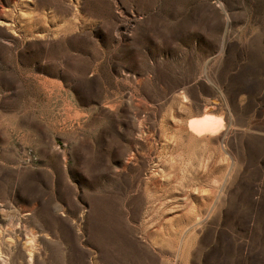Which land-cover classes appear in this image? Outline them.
<instances>
[{"label":"rangeland","instance_id":"374dc122","mask_svg":"<svg viewBox=\"0 0 264 264\" xmlns=\"http://www.w3.org/2000/svg\"><path fill=\"white\" fill-rule=\"evenodd\" d=\"M84 218L264 264V0H0V264H83Z\"/></svg>","mask_w":264,"mask_h":264},{"label":"crops","instance_id":"0c3cea01","mask_svg":"<svg viewBox=\"0 0 264 264\" xmlns=\"http://www.w3.org/2000/svg\"><path fill=\"white\" fill-rule=\"evenodd\" d=\"M142 223L141 218L127 219L124 229L118 230L101 223L88 227L84 218L70 220L67 228L71 245L76 248L83 264H168L167 256L159 262L157 230L149 231L146 239L136 232Z\"/></svg>","mask_w":264,"mask_h":264},{"label":"bare ground","instance_id":"6f19581e","mask_svg":"<svg viewBox=\"0 0 264 264\" xmlns=\"http://www.w3.org/2000/svg\"><path fill=\"white\" fill-rule=\"evenodd\" d=\"M189 129L196 136L202 135H218L223 132L222 124L211 117H203L196 121L188 123Z\"/></svg>","mask_w":264,"mask_h":264}]
</instances>
